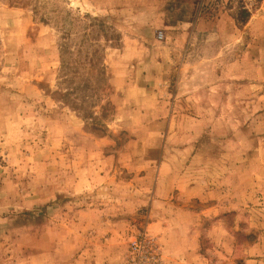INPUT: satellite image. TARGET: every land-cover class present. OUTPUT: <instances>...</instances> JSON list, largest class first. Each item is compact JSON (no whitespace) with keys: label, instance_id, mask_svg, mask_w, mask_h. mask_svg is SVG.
I'll use <instances>...</instances> for the list:
<instances>
[{"label":"rangeland","instance_id":"rangeland-1","mask_svg":"<svg viewBox=\"0 0 264 264\" xmlns=\"http://www.w3.org/2000/svg\"><path fill=\"white\" fill-rule=\"evenodd\" d=\"M166 204L264 264V0H0V264H164Z\"/></svg>","mask_w":264,"mask_h":264},{"label":"crops","instance_id":"crops-1","mask_svg":"<svg viewBox=\"0 0 264 264\" xmlns=\"http://www.w3.org/2000/svg\"><path fill=\"white\" fill-rule=\"evenodd\" d=\"M159 205L161 204L159 203ZM164 206H166V212L161 216H155L154 221H151L148 227L153 234L159 237L163 244V252L165 255L164 264H197V261L202 258L199 252L196 251V242L199 236H197L198 238L194 235L188 237V234H186L187 237L182 238L175 235V239L169 240V243L168 225L172 226V224L178 221V218H168V205L166 204ZM232 209H235V207L231 199L224 204V207H222V202L219 201L216 208L215 206L213 208V218H216V216L220 217V215L230 212ZM214 224L221 225V221L215 220ZM174 242H176L175 245L173 244Z\"/></svg>","mask_w":264,"mask_h":264},{"label":"built area","instance_id":"built-area-1","mask_svg":"<svg viewBox=\"0 0 264 264\" xmlns=\"http://www.w3.org/2000/svg\"><path fill=\"white\" fill-rule=\"evenodd\" d=\"M133 250L137 253L133 264H157V248L153 244V241L143 240L138 244L134 243Z\"/></svg>","mask_w":264,"mask_h":264}]
</instances>
